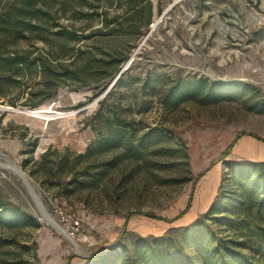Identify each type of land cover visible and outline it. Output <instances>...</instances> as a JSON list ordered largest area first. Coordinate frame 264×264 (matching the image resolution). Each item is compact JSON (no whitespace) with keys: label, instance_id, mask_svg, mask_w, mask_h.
I'll return each mask as SVG.
<instances>
[{"label":"rangeland","instance_id":"374dc122","mask_svg":"<svg viewBox=\"0 0 264 264\" xmlns=\"http://www.w3.org/2000/svg\"><path fill=\"white\" fill-rule=\"evenodd\" d=\"M19 1L0 0V4L7 7ZM151 1L152 22L141 37H91L85 42L86 54H98L103 47L127 56L118 82L116 76L101 93L95 83L60 87L39 106L73 114L57 115L46 123L42 118L0 110V197L18 205L38 224L0 225V238L5 240L0 246V264H101L98 255L113 247L114 254L122 246L132 249L139 235L179 238L183 229L171 227L202 216L216 196L233 184L237 146L247 145L253 154H260L259 146L264 144V0ZM51 10L57 16L51 26L24 31L26 37L14 47H31L34 55L52 44L55 52L54 31L58 24L68 23V17L78 29L91 24L84 29L86 34L101 23L97 15L88 18L83 14L92 12L91 7H76L75 14L71 10L63 14L57 3ZM80 55L77 64L83 61ZM194 85L199 91L187 94ZM180 90L184 96L172 107L167 100ZM24 99L18 86L5 85L0 93V105L31 109L21 103ZM112 109L127 118L134 139L156 128L157 143L142 147L137 156L105 149L90 158L77 157L90 144L96 148L101 133L109 128L101 116ZM66 147L72 152L70 161L62 180L54 172L50 191L41 186L46 178L43 173L31 175L22 166L31 150L39 160L49 148L63 151ZM115 156L118 161L102 178L92 181L91 175H79L96 158L100 162ZM12 167L26 175L56 223L57 204L78 213L83 224L82 234L74 237L78 247L42 218L28 187ZM71 176L86 186L65 198L60 188Z\"/></svg>","mask_w":264,"mask_h":264},{"label":"trees","instance_id":"16d2710c","mask_svg":"<svg viewBox=\"0 0 264 264\" xmlns=\"http://www.w3.org/2000/svg\"><path fill=\"white\" fill-rule=\"evenodd\" d=\"M57 3L63 14L69 10L75 14L76 7H91L92 12L83 14L88 18L89 15H97L101 21L100 26L86 34L84 29L91 24L78 29L72 17H68L70 21L58 24L59 28L54 31L57 41L55 47H58L55 52L52 44L43 46L42 52L34 55L31 47H14L26 37L24 31L51 26V20L57 17L53 15L51 7ZM152 18L151 0H20L18 3L8 4L7 7L0 4V93L5 85L20 87V94L25 98L21 103L29 108L41 105L52 98L60 87L67 85L95 83L97 93H101L121 71L127 56L121 55L118 50L108 51L103 47H99L98 54H86V40L91 37L105 39L125 35L141 37ZM79 30L81 31L78 32ZM38 37L48 41L44 36ZM9 38H12V41L8 40ZM68 47L70 51L67 52ZM80 54L83 55V61L77 64ZM119 79L120 76L117 82ZM192 87L191 90L187 89V94L200 89L198 85ZM110 92L100 100L101 105L105 103V98ZM183 96L184 92L180 90L175 98L171 95L167 103L175 107ZM10 102L15 104V100ZM101 119L109 127L107 132L101 133L102 137L98 140L96 148L90 144L85 153L75 154L77 157L90 158L95 152L105 149L121 150L137 156L142 147L153 145L160 138L156 128H151L138 139H134V133L128 130L130 124L127 118L119 115L114 109L101 116ZM95 129L99 132L96 127ZM33 151L31 150L30 157L23 160L22 166L28 169L31 175L43 173L46 178L41 180V186L50 191V181L52 177H56L54 172H57L59 180L63 179V171L72 152L68 147L63 151L49 148L36 160L32 156ZM229 151L228 148L221 160L226 158L225 155ZM95 161L96 163L88 161V165L82 168L79 175H91L92 181L98 180L103 177L107 168L118 161V156L100 162H97L96 158ZM232 163L233 184L221 196H216L202 216L189 224L171 227L183 229L179 238L164 234L139 235L133 242L132 249L122 246L123 249L114 254L112 250L116 247L109 248L106 253L97 256V262L264 264V160H233ZM90 170L94 172L90 174ZM77 176H71V181L60 188L65 198L86 186L81 184ZM189 207L190 205L186 210ZM0 225L12 227L38 224L18 205L0 197ZM126 234L127 232H124L119 236L116 243ZM4 242L5 240L0 238V246ZM105 254H108V258Z\"/></svg>","mask_w":264,"mask_h":264},{"label":"bare ground","instance_id":"6f19581e","mask_svg":"<svg viewBox=\"0 0 264 264\" xmlns=\"http://www.w3.org/2000/svg\"><path fill=\"white\" fill-rule=\"evenodd\" d=\"M155 25V24H154ZM0 110L3 111H9V112H16V113H21L24 115H29V116H34V117H38V118H42L44 119V122H48L49 120L57 117L58 116H65L66 114H73V112H69V113H65V112H61L56 110L53 106H39V107H35V108H31V109H16L12 106L8 107V105H0ZM12 170L17 173L22 180L25 182L26 186L28 187L29 192L31 193L32 197L34 198V200L36 201V203L38 204L40 211H41V215L42 218L51 226L57 228V230L62 233L63 235L67 236L68 239L74 244L75 240L71 239L67 233L56 223V221L49 215V213L46 211V209L40 204V202L38 201L36 195L34 194V192L32 191V189L27 185L23 173L16 167H12ZM77 246V245H76ZM78 247V246H77Z\"/></svg>","mask_w":264,"mask_h":264},{"label":"built area","instance_id":"2783aa9c","mask_svg":"<svg viewBox=\"0 0 264 264\" xmlns=\"http://www.w3.org/2000/svg\"><path fill=\"white\" fill-rule=\"evenodd\" d=\"M54 212L56 218L59 221V224H57L67 233L71 239L75 240L74 237L82 234V218L77 212L69 210L68 207L63 204L55 205Z\"/></svg>","mask_w":264,"mask_h":264},{"label":"crops","instance_id":"0c3cea01","mask_svg":"<svg viewBox=\"0 0 264 264\" xmlns=\"http://www.w3.org/2000/svg\"><path fill=\"white\" fill-rule=\"evenodd\" d=\"M250 143V141H248ZM247 145H241L237 146V161H245V160H264V144L260 145L259 147L261 148L260 154L255 155L252 153L253 149L248 150L250 148L249 146L246 147ZM243 148H247V150H242ZM246 152H250V154H245ZM254 155V156H253Z\"/></svg>","mask_w":264,"mask_h":264},{"label":"water","instance_id":"95a60500","mask_svg":"<svg viewBox=\"0 0 264 264\" xmlns=\"http://www.w3.org/2000/svg\"><path fill=\"white\" fill-rule=\"evenodd\" d=\"M121 72L122 71H120L119 72V74L117 75V77H116V79H115V81L118 79V77H119V75L121 74ZM8 107H10V105H8ZM21 171V170H20ZM22 172V171H21ZM23 173V172H22ZM23 176H24V179H25V181H26V183H27V185L32 189V191L34 192V194L36 195V193H35V191H34V189H33V187L31 186V184H30V182H29V180H28V178L26 177V175L23 173ZM36 197H37V199H38V201L40 202V204L42 205V203H41V201L39 200V198H38V196L36 195Z\"/></svg>","mask_w":264,"mask_h":264}]
</instances>
